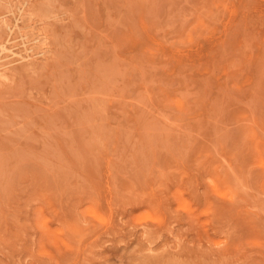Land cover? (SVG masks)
I'll return each instance as SVG.
<instances>
[{
    "label": "rangeland",
    "instance_id": "obj_1",
    "mask_svg": "<svg viewBox=\"0 0 264 264\" xmlns=\"http://www.w3.org/2000/svg\"><path fill=\"white\" fill-rule=\"evenodd\" d=\"M2 18L0 264H264V0Z\"/></svg>",
    "mask_w": 264,
    "mask_h": 264
},
{
    "label": "bare ground",
    "instance_id": "obj_2",
    "mask_svg": "<svg viewBox=\"0 0 264 264\" xmlns=\"http://www.w3.org/2000/svg\"><path fill=\"white\" fill-rule=\"evenodd\" d=\"M24 4H26V3H24ZM9 7H10V5H9ZM4 17V16H3ZM7 17V16H6ZM20 18V17H19ZM35 18V17H34ZM34 18H32V20L34 19ZM16 19V18H15ZM45 20V19H44ZM7 23V20L6 19H4V18H2L1 20H0V29H2L3 28V26H7V27H9L10 29L12 28L10 25H8V24H6ZM19 27V26H18ZM17 31H18V29H17ZM21 32V31H20ZM39 33V32H38ZM24 36H27V33H25V34H23ZM43 35V34H42ZM45 35V34H44ZM3 42H5V41H3ZM43 44H45V43H43ZM2 70V69H1ZM1 73V72H0ZM6 81V80H5ZM16 81V80H15ZM64 142V141H63ZM69 142V141H68ZM111 156V155H110ZM106 160H107V157H106ZM105 160V161H106ZM108 161H109V159H108ZM106 163H108V162H106ZM108 165V164H107ZM107 167V166H106ZM108 170V169H107ZM38 172H40V171H38ZM116 172V171H115ZM53 178V177H52ZM235 178V177H234ZM31 180V179H30ZM18 182V181H17ZM201 182V181H200ZM34 183V182H33ZM30 185V184H29ZM34 185H36V184H34ZM108 185V184H107ZM23 188H25V187H23ZM19 189V188H18ZM17 189V190H18ZM22 189V188H21ZM26 189H27V187H26ZM25 189V190H26ZM40 189V188H39ZM28 190H31V189H28ZM22 191V190H21ZM21 193V192H20ZM23 193V192H22ZM21 193V194H22ZM27 192H25L24 194H26ZM26 195H28V194H26ZM105 195V194H104ZM27 197V196H26ZM65 198H66V196H65ZM65 198H63V199H65ZM107 198V197H106ZM108 199V198H107ZM20 200V199H19ZM25 200V199H24ZM30 200V199H29ZM68 200V199H67ZM105 200V199H104ZM31 201V200H30ZM65 201V200H64ZM19 202V201H18ZM26 202H29V201H26ZM103 202V201H102ZM64 204H66L65 202H64ZM66 206V205H65ZM64 206V207H65ZM109 206V205H108ZM18 208H20V207H18ZM67 208V207H66ZM103 208H104V206H103ZM116 208V207H115ZM25 209H27V208H25ZM20 210V209H19ZM71 210V209H70ZM112 210V209H111ZM129 210V209H128ZM32 211V210H31ZM73 212H75L74 211V209L72 210ZM105 211H106V209H105ZM28 212V211H27ZM27 212L25 211V213L27 214ZM67 212H68V210H67ZM13 213V212H12ZM26 214H24V215H26ZM30 214V213H29ZM11 215H13V214H11ZM21 215V214H20ZM27 216V215H26ZM106 216V215H105ZM108 216V215H107ZM145 216H147V214H145ZM25 217V216H24ZM29 217H31V214L29 215ZM21 218H23V217H21ZM26 218V217H25ZM30 219V218H29ZM32 220H33V218H32ZM12 223V222H11ZM14 223V222H13ZM32 223V222H31ZM17 224V223H16ZM15 225V224H14ZM33 225H34V223H33ZM32 225V226H33ZM28 226V225H27ZM32 226H31V228H30V226H28V228H30L31 230H32ZM13 227H15V226H13ZM91 228V227H90ZM24 228H22V230H23ZM22 230H21V232H22ZM24 230H26V229H24ZM23 230V231H24ZM30 230V231H31ZM16 231V230H15ZM17 232H18V230H17ZM40 232V231H39ZM24 233V232H23ZM30 233V232H29ZM25 234H27V233H25ZM31 234H33L32 233V231H31ZM8 235V234H7ZM7 235H6V237H7ZM34 235V234H33ZM32 235V236H33ZM23 236V235H22ZM62 236V235H61ZM24 237V236H23ZM30 237V236H29ZM36 238V237H35ZM19 239H20V237H19ZM19 239H18V241H19ZM22 240H24V239H22ZM30 240V239H29ZM33 240V239H32ZM145 240V239H144ZM28 241V240H27ZM45 241V240H44ZM29 242V241H28ZM30 242H31V240H30ZM34 242V241H33ZM32 242V243H33ZM36 242V241H35ZM150 242V241H149ZM10 244V243H9ZM8 244V245H9ZM19 244V243H18ZM37 244V243H36ZM49 244V243H48ZM30 245H33V244H30ZM21 246V245H20ZM19 247V246H18ZM32 247V246H31ZM16 250V249H15ZM23 250V249H22ZM34 252H36V251H34ZM8 257V256H7ZM167 260V259H166ZM166 260H165V263H166Z\"/></svg>",
    "mask_w": 264,
    "mask_h": 264
}]
</instances>
